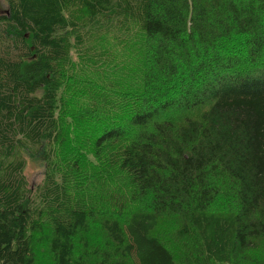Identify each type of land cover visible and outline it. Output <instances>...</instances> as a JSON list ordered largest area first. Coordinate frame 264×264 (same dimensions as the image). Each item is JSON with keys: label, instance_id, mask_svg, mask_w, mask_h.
Segmentation results:
<instances>
[{"label": "trees", "instance_id": "16d2710c", "mask_svg": "<svg viewBox=\"0 0 264 264\" xmlns=\"http://www.w3.org/2000/svg\"><path fill=\"white\" fill-rule=\"evenodd\" d=\"M4 1L0 264H35L33 238L45 225L54 264H260L264 0ZM107 35L137 51L133 79L107 83L109 58L88 47ZM72 51L94 69L101 64L103 85L91 88L97 92L87 112L91 148L97 157L116 149L104 169L120 172L126 190L110 189V178L79 176L91 193L75 196L57 162L56 147L66 140L58 120L61 66ZM196 110L199 119L172 118ZM28 157L45 166L35 191L24 175ZM142 203L145 210H133ZM167 216L179 221L181 259L155 234ZM95 223L106 243L90 250L83 235Z\"/></svg>", "mask_w": 264, "mask_h": 264}, {"label": "rangeland", "instance_id": "374dc122", "mask_svg": "<svg viewBox=\"0 0 264 264\" xmlns=\"http://www.w3.org/2000/svg\"><path fill=\"white\" fill-rule=\"evenodd\" d=\"M7 12V5L4 0H0V15ZM77 22L81 23L83 19L78 17V13H74ZM71 44L75 45L74 34L71 35ZM114 35H107L106 37H96L93 41L89 42V46L93 50V54H97V59L109 58V72L110 81L107 83L119 80L122 77H132L133 68L137 61V51L131 48L129 42L123 43L120 40L113 38ZM93 56L94 58L96 56ZM103 61H98V63ZM90 62L81 61L77 54L72 51L69 62L61 66V76L63 87L60 92L59 107H58V120L59 126L63 134H65L64 142H60L56 147L57 162L60 166L62 174L70 178V189L73 195L77 196L79 190L81 193L90 195V189L82 184V179L86 176H94L96 180L105 178L111 179L109 187L112 190H126L127 184L120 172L115 171L112 166L108 169L105 164L112 163L111 155L116 152L115 148L105 150L101 153L100 157L92 151L93 131L92 123H87L90 117L88 116V109L91 106L92 91L91 88L101 90L103 82L100 78L102 71H96L101 68V64L97 69L89 65ZM136 75V73H135ZM134 75V76H135ZM125 90V89H124ZM123 92V89L121 88ZM96 93L97 91H93ZM100 92L99 94H101ZM202 110H196L192 113H176L172 118L174 121L181 123L184 118L190 117L199 119L202 115ZM88 124L90 126H88ZM97 129V127H96ZM79 130V132L77 131ZM79 149V150H78ZM26 181L29 188L35 191L44 181L45 166L40 159L27 158V166L24 171ZM76 180H81L77 182ZM84 182V181H83ZM80 183V184H77ZM82 186V188H79ZM79 188V189H78ZM78 189V190H77ZM225 189H228L225 187ZM98 191L96 188L94 190ZM226 197L218 198L216 201L217 212L224 210ZM234 209L236 205L233 206ZM146 204L135 206L133 210L143 211ZM45 225V224H44ZM179 226L177 218L167 216L159 223L155 234L168 242V247L172 250L176 258H182V244L183 241H178L175 237V230ZM89 243V249L95 250L98 245L106 243V234L99 224H92L88 235H83ZM52 237L51 230L48 226H44L41 231L34 235L32 246L35 255V264H54L52 255L49 249V240ZM80 245L77 242V249ZM254 256L259 260L260 264H264V241L260 243V249ZM93 264V262H92Z\"/></svg>", "mask_w": 264, "mask_h": 264}]
</instances>
